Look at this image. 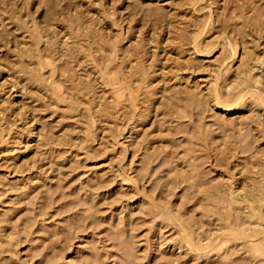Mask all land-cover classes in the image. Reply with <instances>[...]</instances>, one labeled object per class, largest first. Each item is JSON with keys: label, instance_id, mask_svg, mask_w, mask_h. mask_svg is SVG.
I'll list each match as a JSON object with an SVG mask.
<instances>
[{"label": "rangeland", "instance_id": "1", "mask_svg": "<svg viewBox=\"0 0 264 264\" xmlns=\"http://www.w3.org/2000/svg\"><path fill=\"white\" fill-rule=\"evenodd\" d=\"M0 264H264V0H0Z\"/></svg>", "mask_w": 264, "mask_h": 264}]
</instances>
